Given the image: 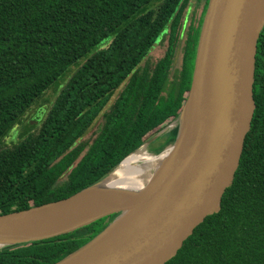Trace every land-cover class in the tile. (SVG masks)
Listing matches in <instances>:
<instances>
[{
    "label": "trees",
    "instance_id": "obj_1",
    "mask_svg": "<svg viewBox=\"0 0 264 264\" xmlns=\"http://www.w3.org/2000/svg\"><path fill=\"white\" fill-rule=\"evenodd\" d=\"M208 3L199 25L190 26L182 71L169 82L190 0H0V216L81 192L177 119L191 88ZM165 37L164 57L150 64V52ZM256 60V111L233 184L220 211L166 264H264V30ZM52 88L58 92L45 118L9 143ZM99 117L97 136L91 144L83 141ZM115 216L7 246L0 264H56Z\"/></svg>",
    "mask_w": 264,
    "mask_h": 264
},
{
    "label": "water",
    "instance_id": "obj_2",
    "mask_svg": "<svg viewBox=\"0 0 264 264\" xmlns=\"http://www.w3.org/2000/svg\"><path fill=\"white\" fill-rule=\"evenodd\" d=\"M263 30L264 0H209L191 88L175 119L179 122H172L156 136L175 133L168 143L169 158L158 172L157 168L153 171L152 182L64 227L47 222L79 196L102 186L129 156L145 145L148 148V142L81 192L0 216V250L66 235L116 215L90 242L56 264L171 261L194 230L220 211L223 195L233 184L256 111V56ZM145 153L149 160L163 154ZM41 228L48 230L42 233Z\"/></svg>",
    "mask_w": 264,
    "mask_h": 264
},
{
    "label": "bare ground",
    "instance_id": "obj_3",
    "mask_svg": "<svg viewBox=\"0 0 264 264\" xmlns=\"http://www.w3.org/2000/svg\"><path fill=\"white\" fill-rule=\"evenodd\" d=\"M170 152L171 149H168L152 160H149L145 152L129 156L102 186L79 196L68 207L63 208V211L56 213L54 215L56 217H50L47 222L57 228L64 227L98 208L118 202L142 190L152 182L155 176L153 171L156 168V172L160 170L163 163L168 160ZM41 229L42 233L48 230V228Z\"/></svg>",
    "mask_w": 264,
    "mask_h": 264
},
{
    "label": "rangeland",
    "instance_id": "obj_4",
    "mask_svg": "<svg viewBox=\"0 0 264 264\" xmlns=\"http://www.w3.org/2000/svg\"><path fill=\"white\" fill-rule=\"evenodd\" d=\"M205 5V0H202L199 3V0H190L189 8L186 11V28L183 31V34L180 35L177 43V48H176V54L174 58V63L171 69V74H170V82L174 80L175 77L179 75V72L182 67V58H183V48L185 45L186 37H187V32L190 26H195L197 27L199 25V21L202 17L203 14V8ZM168 37H165L163 41L159 42L154 49L152 50L150 56L152 57L153 60H158L162 58L166 52V48L168 45ZM75 70V67L72 68V71ZM63 83V81L61 82ZM58 92L57 88H52L47 92L44 97L36 103L25 115L23 122L21 125L17 126L9 135L8 141L9 143H12L13 141H19L21 137L24 135L28 134L31 132V129L29 127L30 124H33L35 122H40L45 118L46 111L48 108L51 106L53 101L55 100L56 94ZM119 94V91H117L113 97V99L110 101V105L115 101ZM176 123L178 122L175 120H172L171 123ZM102 123L101 117H99L95 123L92 125V127L89 129L87 134L85 135L83 141H87L90 144L93 142L94 138L97 136V133L99 132V125ZM170 123V124H171ZM159 134V131L152 134L146 141L145 144L148 143V148L146 145L138 151V154H143L145 151L147 153H157L161 150V152L154 154L158 155L160 153H163L165 150L168 149L171 145L168 143L171 141L173 138V131H166L163 133L161 136L156 137ZM156 137V138H155ZM140 152V153H139ZM153 155V156H154ZM67 176V175H66ZM66 176L62 178V180L66 179ZM111 217V216H110ZM108 217V218H110ZM111 220H107V223H109ZM108 225V224H107Z\"/></svg>",
    "mask_w": 264,
    "mask_h": 264
},
{
    "label": "flooded vegetation",
    "instance_id": "obj_5",
    "mask_svg": "<svg viewBox=\"0 0 264 264\" xmlns=\"http://www.w3.org/2000/svg\"><path fill=\"white\" fill-rule=\"evenodd\" d=\"M185 28H186V22H185V26H184V28H183V30H182V32H181V35L183 34V31L185 30ZM189 29H190V28H189ZM189 29H188V32H189ZM188 32H187V37H186L185 45H184V48H183V58H184V50H185L186 42H187V39H188ZM160 42H161V41H160ZM158 43H159V42H158ZM158 43H157V44H158ZM157 44H156V45H157ZM156 45H155V46H156ZM167 47H168V45H167ZM153 49H154V48H153ZM153 49H152V50H153ZM166 50H167V48H166ZM151 52H152V51H151ZM151 52H150V54H151ZM175 54H176V51H175ZM164 55H165V54H164ZM163 57H164V56H163ZM163 57H162V58H163ZM174 58H175V55H174ZM183 58H182V67H183ZM160 59H161V58H160ZM160 59H158V60L155 61V60L152 59L151 56H149V63H150V64H153V63L159 61ZM173 63H174V59H173ZM172 66H173V64H172ZM182 67H181V70H180V72H179V75H180V73H181V71H182ZM171 69H172V67H171ZM170 74H171V70H170ZM179 75H178V76H179ZM178 76H177V77H178ZM177 77H175L174 80H175ZM174 80H173V81H174ZM169 82H170V76H169Z\"/></svg>",
    "mask_w": 264,
    "mask_h": 264
}]
</instances>
